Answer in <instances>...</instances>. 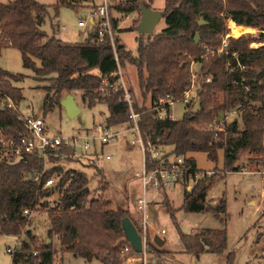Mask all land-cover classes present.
Segmentation results:
<instances>
[{
  "label": "trees",
  "instance_id": "obj_1",
  "mask_svg": "<svg viewBox=\"0 0 264 264\" xmlns=\"http://www.w3.org/2000/svg\"><path fill=\"white\" fill-rule=\"evenodd\" d=\"M59 2L77 5L82 0ZM141 3L142 0H131L124 9L126 12L138 10ZM47 8L37 0H0V52L6 47L19 49L23 65L33 70L36 79L49 82L44 86L47 94L43 114L60 103L66 93L81 90L89 107L97 102L107 105V125L126 126L130 108L123 91L104 92L102 79L115 80L112 73L118 64L135 65L143 97L145 100L149 97V104H140L137 100L133 104L146 144L170 145L171 151L165 157L183 154L194 169L199 168L190 152L205 151L210 159L217 161L218 151L223 149L224 167L213 169V175L200 179L191 189L184 188L180 206L189 212H212L221 222V228L186 232L178 222V208L167 196L164 202L186 252L197 257L204 252H227L225 264H236L235 252L227 249L225 196L212 204L207 201V195L214 183L224 178L225 172L242 167L240 160L244 154H254L256 170L264 173V0H166L162 11L166 26L149 35L146 41L139 38L135 53L119 37L115 21L118 61L110 40L101 41L95 28L88 31L83 42H65L54 34L49 35L41 27ZM200 18L206 23L199 24ZM226 19L229 27L230 24L244 26L249 32L259 28V34L225 37ZM197 32L200 39L196 42ZM252 42L259 45L252 47ZM221 47L223 51L219 52ZM191 61L202 65L197 79L198 106L195 108L194 100L186 103L179 119L157 117L153 105L160 98L170 95L180 101L192 85ZM206 75L211 76L209 81L204 80ZM23 77V73L0 66V235H24L20 248L10 252L11 264H54V236L59 238L61 252H71L88 260L95 258L103 264H118L120 248L126 241L122 218L129 213L121 207H110L111 201L103 196L107 185L103 168L93 164L100 176L98 187L93 190L88 185L87 172L65 168L62 164V161L79 159L80 153L74 146L61 145L48 150V168L36 151L23 150L17 158L3 152L9 140L16 146L23 136L30 135L19 110L23 91L14 84ZM130 90L135 96L134 88L130 86ZM9 100L12 106L8 105ZM232 110L240 112L242 128L237 120L233 121L232 129L227 126L217 134L196 127L213 122L221 112ZM156 165L158 161L147 160V168ZM38 173H43L40 181L33 178ZM52 175L55 183L45 187V180ZM26 209L47 213L50 242L40 239L28 228L32 219L24 213ZM147 245L150 252L170 253L148 241Z\"/></svg>",
  "mask_w": 264,
  "mask_h": 264
},
{
  "label": "rangeland",
  "instance_id": "obj_2",
  "mask_svg": "<svg viewBox=\"0 0 264 264\" xmlns=\"http://www.w3.org/2000/svg\"><path fill=\"white\" fill-rule=\"evenodd\" d=\"M47 5V13L42 24L49 35L65 42H83L86 40L91 25L79 26L78 21L83 19L82 11L89 12L90 8L101 3L102 0H82L77 5L61 4L59 0H37ZM166 0H142L155 10L163 11ZM60 3V4H59ZM57 5V8H56ZM140 9L130 12L128 16L119 18L118 35L126 45V48L136 52L139 38L147 40L149 35L160 32L165 26V17L157 22L154 32L142 34L137 30L136 20L139 21ZM227 36L239 37L249 33L259 34V28L253 32L242 30L239 36L231 34L232 26L228 25ZM247 32V33H245ZM245 33V34H244ZM200 35V34H199ZM259 43L252 42L251 46ZM0 66L14 73H23L24 77L14 81L23 91V98L19 104L20 113L28 116L35 114L44 117L47 131L51 135L78 136L85 135L87 129L93 128L95 124L104 123L108 115V107L103 102H97L89 107L83 100L81 90H73L72 94L80 107V112L71 117L67 114L64 106L55 104L53 109L43 114V100L47 91L45 85L49 82L35 78L32 69L23 65L21 51L15 47L3 48L0 52ZM202 65L191 61V70L200 74ZM124 68V77L127 84L134 88L135 99L140 104H149V97L145 100L142 90L138 84L137 68L127 62ZM198 83L192 87L191 98L194 100L195 108L198 106ZM67 94V93H66ZM65 94V95H66ZM186 110L183 101H177L172 105V113L175 118H181ZM229 116L221 112L219 118L229 123L237 120L239 128L243 127L240 112L232 110ZM227 116V118H226ZM205 125V124H204ZM125 125L114 126V129H122ZM203 129V125H196ZM133 137L131 131L120 134L115 141L104 144L97 140L92 142L89 148H84L85 139L80 138L77 146H82L83 151L78 155V160L70 162L62 161L65 168H78L88 174L89 187L96 190L100 176L96 173V164L103 168L107 185L103 196L111 201L110 207H121L128 210L129 217L138 229H141L142 212L137 207L136 201L144 196L141 173L143 170V153L138 145L129 143ZM171 146H164L163 152L169 155ZM107 155L109 157H107ZM173 155V154H172ZM170 155V156H172ZM197 167L202 170H213L224 167V151L219 149L218 160L210 159L205 151L190 152ZM254 154H244L240 160L244 170L227 171L224 178L217 180L207 195V201L216 204L224 195L227 203L228 220L226 224L228 233L229 251L235 252L236 264H264V217H261L264 209V173L256 170ZM164 192L168 195L175 208H178L176 216L181 228L186 232H195L200 228H221L222 224L212 212H189L180 206L183 203V186L176 184L165 190L155 189L148 185L145 198L149 202L146 211L148 220V242L156 244V236L164 239L162 247L170 253L159 255L156 252L148 253L150 264H225L222 255L214 252H204L200 256L192 255L185 251L184 245L178 233V229L166 209ZM97 195L98 192H95ZM32 222L28 226L40 239L46 240L48 236L49 217L44 210L34 212ZM187 228V229H186ZM24 236V235H23ZM50 238V237H49ZM16 240L14 235H0V264H11L9 246H13ZM47 241V240H46ZM56 249L54 264H103L97 259L88 260L71 252L60 251V241L57 236L53 237ZM157 245V244H156ZM158 246V245H157Z\"/></svg>",
  "mask_w": 264,
  "mask_h": 264
},
{
  "label": "built area",
  "instance_id": "obj_3",
  "mask_svg": "<svg viewBox=\"0 0 264 264\" xmlns=\"http://www.w3.org/2000/svg\"><path fill=\"white\" fill-rule=\"evenodd\" d=\"M131 3V0H102L101 3L92 6L89 12L84 11L82 16L83 19L78 21L79 26L91 25V29L95 28L99 39L103 41L108 38L111 42L114 58L118 61V55L116 52L115 34L116 27L114 22L119 23V18L128 16L130 12H126L124 7ZM119 26V25H118ZM226 41L224 40V47ZM221 47L218 49L219 52L223 51ZM233 56H236V52H232ZM112 76H116L115 80L111 81L110 78L104 77L102 79L101 89L104 92L109 90L123 91V98L128 103L129 112V123L122 129H114V126H109L105 122L98 123L91 129H87L85 135L81 136H62V135H51L47 131L44 117L37 116L35 114L23 116L25 125L30 131V135L23 136L20 142L14 145L13 140H9L3 147L5 154H13L15 158L19 157L23 150L32 152L36 151L45 160V167H49L48 162V150L56 149L61 145L74 146L78 153L83 151L82 146H77V141L80 138L85 139L84 148H89L94 140L104 144L107 142L115 141L120 134L131 131L133 137L129 139V143L132 145H138L143 153V170L141 173L142 185L144 190V196L137 199V207L142 212L141 229L138 231L142 236V251L136 252L131 243L126 239L120 248V259L118 264H150L148 261V220L146 211L149 207V202L145 198V191L148 185H151L155 189L165 190L167 187L172 185H182L183 189H191L195 183L204 177L211 176L215 173V170L194 169L193 166L187 162L186 157L183 154H173L172 156L165 157L163 147L155 146L151 143L146 144L142 138L139 128V114L134 110L133 104L136 101L134 94L130 90V86L127 84L124 77V68L118 64V68L112 73ZM192 85L185 91L182 100L185 104L191 100V90L196 85L199 74L191 70ZM211 79L210 75L204 77L205 81ZM248 90V88H246ZM177 102L170 95L160 98L153 106L156 111V115L159 118L169 117L176 119L172 113V105ZM13 102L8 101V105L12 106ZM230 112L226 113L229 116ZM226 116V118H227ZM233 122V121H232ZM229 126V122L224 120V117H217L213 122L203 125V129L213 130L216 134L219 131H223ZM198 128V127H197ZM8 146L11 148L9 149ZM107 157H109L107 155ZM147 160L149 162L158 161V165L147 168ZM241 170L246 171V168L242 166ZM43 173H38L33 176L34 180L40 181ZM55 183V175L48 177L44 186H51ZM39 209H26L25 214H30L32 218L34 212H40ZM45 212V211H44ZM16 240L13 246L8 247V251L13 253L19 249L22 243L23 236L15 235Z\"/></svg>",
  "mask_w": 264,
  "mask_h": 264
},
{
  "label": "water",
  "instance_id": "obj_4",
  "mask_svg": "<svg viewBox=\"0 0 264 264\" xmlns=\"http://www.w3.org/2000/svg\"><path fill=\"white\" fill-rule=\"evenodd\" d=\"M140 18L137 24V30L142 34H151L154 32L157 22L163 17V12L155 10L146 3L140 4ZM199 24L206 23V20L200 18L198 20ZM200 39V35L197 32L195 35V41L197 42ZM60 104L65 107L67 114L71 117L75 116L80 112V107L78 106L74 95L71 92H68L61 100ZM233 122L229 123V128H233ZM122 227L124 230L125 238L131 243L136 252L142 251V236L138 231L136 225L131 220V218L126 215L122 218ZM155 243L158 246H162L165 242L164 239L156 236L154 238ZM50 242V239L48 240Z\"/></svg>",
  "mask_w": 264,
  "mask_h": 264
},
{
  "label": "bare ground",
  "instance_id": "obj_5",
  "mask_svg": "<svg viewBox=\"0 0 264 264\" xmlns=\"http://www.w3.org/2000/svg\"><path fill=\"white\" fill-rule=\"evenodd\" d=\"M246 29V27L244 26H232L231 30V34H233L234 36H239L242 32V30Z\"/></svg>",
  "mask_w": 264,
  "mask_h": 264
},
{
  "label": "crops",
  "instance_id": "obj_6",
  "mask_svg": "<svg viewBox=\"0 0 264 264\" xmlns=\"http://www.w3.org/2000/svg\"><path fill=\"white\" fill-rule=\"evenodd\" d=\"M83 12L84 11H82V14H83ZM236 26V25H235ZM247 29V28H246ZM247 31H248V29H247ZM247 33V32H246ZM165 196H167L168 197V195L164 192V197ZM56 199H57V197H56ZM168 199H169V197H168ZM170 200V199H169ZM187 229V228H186ZM50 238L49 237H47L46 238V240H47V242H48V240H49ZM0 248H1V246H0ZM220 255H222V257H223V259L226 261V255H227V252H223V253H219Z\"/></svg>",
  "mask_w": 264,
  "mask_h": 264
}]
</instances>
